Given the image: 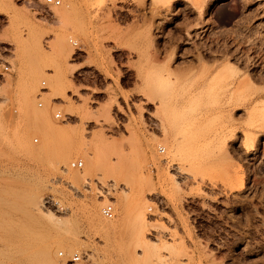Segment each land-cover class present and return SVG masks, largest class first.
I'll list each match as a JSON object with an SVG mask.
<instances>
[{"label":"rangeland","instance_id":"1","mask_svg":"<svg viewBox=\"0 0 264 264\" xmlns=\"http://www.w3.org/2000/svg\"><path fill=\"white\" fill-rule=\"evenodd\" d=\"M54 1L0 0V264H264L263 124L223 89L264 0Z\"/></svg>","mask_w":264,"mask_h":264},{"label":"bare ground","instance_id":"2","mask_svg":"<svg viewBox=\"0 0 264 264\" xmlns=\"http://www.w3.org/2000/svg\"><path fill=\"white\" fill-rule=\"evenodd\" d=\"M171 0H167V2H170ZM210 1L211 0H198V1H192L191 2V5L192 6H194L195 7V10H196V12H197V17H198V19H197V21H199L200 20V18L201 17H203V16H205L204 14L206 13L205 11H206V9H207V6H208V4H210ZM189 3H190V1H189ZM169 4V3H168ZM210 6V5H209ZM208 6V7H209ZM168 9H169V7H168ZM210 12V11H209ZM239 13V14H238ZM242 11L241 10H226V11H224V12H222L221 13V19H222V21H224V22H228V21H230V20H232L233 18H235V17H237V15L238 16H240V14L242 15ZM156 14V13H155ZM209 15V14H208ZM219 15V14H218ZM254 16L255 15H251V17L250 18H247V19H244V21L241 23V24H239V26H241V27H243V26H245V22H247L246 20H250L251 18H254ZM209 17V16H208ZM241 17V16H240ZM196 19V18H195ZM220 19V20H221ZM236 19V18H235ZM241 19V18H240ZM219 20V19H218ZM220 22V21H219ZM201 23V22H200ZM213 24V23H212ZM238 26V27H239ZM240 28V27H239ZM241 32H244V35H242V34H239V35H237V36H242V37H244V41H242V42H238V43H236V44H238V45H243V44H246L247 45V43H249V47H246L245 46V48H244V51H241V49L240 50H235V52L236 53H241V52H243V53H241L242 55L244 54L245 55V58H242V56H240V58H237L236 59V61H237V63H238V65L239 66H243L244 68H245V72L244 73H241V71H240V69H239V67H237V66H230V65H228V66H225L224 68H223V70H229L233 75H238L239 77L238 78H241L240 80H235V81H231V82H229L228 84H226L225 85V87H223V89L226 91V92H229L231 89H235V90H239V89H244V90H249V91H251V97L248 99V101H247V103L248 104H253L252 105V107H251V112H250V114H249V117H250V119H257L258 121H261L262 122V124H263V127H261L260 128V130H263L264 131V87H262V88H260L258 85H257V83L256 82H260V83H264V76H262V79H257V78H255V76H256V74L254 75V74H252L251 73V71H253L254 69L253 68H251V70H250V67H252L253 66V64H252V62H254V58H250L249 56V54H250V52H251V54H253V55H255V54H257V53H261L262 51H264V24H262L261 26H260V28L258 29V28H252V27H245V29L243 30V31H241ZM226 36L224 35L223 36V38H225ZM250 37H253V39H251ZM247 38V39H246ZM227 39V38H226ZM256 40V41H255ZM255 41V42H254ZM258 45L259 47V49H254V48H250V46H252V45ZM226 45V44H225ZM256 45V46H257ZM229 51L230 50H228V47L226 46L225 48H224V51H220V53H221V56L220 57H222V58H224V60H227L226 62L228 63V60H229V58L227 57L229 54ZM212 53V52H211ZM210 53V54H211ZM240 55V54H239ZM258 56H260L259 54H258ZM244 57V56H243ZM211 58V57H210ZM215 58V57H214ZM217 58H219V57H217ZM233 58H235V57H233ZM255 58H256V56H255ZM214 60V61H213ZM212 61L213 62H216V59H213ZM223 60V59H222ZM218 62V61H217ZM215 67H212V68H209L208 69V73L209 74H211V73H213V72H215L217 69H218V65H214ZM34 71H36V70H34ZM247 72V74H245ZM251 74H250V73ZM218 73V72H217ZM221 73H223L222 72V70L218 73L219 74V76H221ZM245 74V75H244ZM258 74V73H257ZM33 75H36V74H33ZM257 77V76H256ZM259 77H260V75H259ZM35 78V77H34ZM55 78H57L56 76H55ZM51 80V79H50ZM55 79H54V83H55ZM59 81V80H58ZM58 81H56V83L58 82ZM205 83V82H204ZM58 84V83H57ZM52 85V84H51ZM56 86V85H55ZM29 87V86H28ZM27 87V88H28ZM221 90V89H220ZM54 91V90H53ZM29 91H27L26 90V93H23L24 94V101H25V103L26 104H28V107H29V103H31L30 101H32L31 99L33 98V96H32V94H31V96H30V92L28 93ZM224 94H225V92H223ZM220 95V94H219ZM32 97V98H31ZM33 102V101H32ZM47 103H48V100L46 101ZM231 102V100H228V104ZM246 102V101H245ZM46 103V104H47ZM49 104V103H48ZM240 106V105H239ZM28 107H26L27 109H28ZM185 112V111H184ZM41 114H38V116H40ZM43 115V114H42ZM195 115V114H194ZM193 115V116H194ZM188 116H189V114H188ZM46 117V116H45ZM195 118V117H194ZM36 119H38V121H39V119L40 120H42L43 119V117H39V118H36ZM184 120V119H183ZM187 119H185V121H186ZM33 121H35V120H33ZM37 121V120H36ZM43 121V120H42ZM184 121V122H185ZM33 123V122H32ZM39 123H40V121H39ZM35 124V123H34ZM37 124V123H36ZM41 124H42V122H41ZM185 124V123H184ZM188 124V123H187ZM43 125V124H42ZM38 126V125H37ZM48 126V125H47ZM187 128V127H186ZM45 132H47V131H45ZM48 132L50 133V134H54L56 131L54 130V128H51L50 126H48ZM262 132V131H261ZM47 134V133H46ZM53 136V135H52ZM49 137V136H48ZM53 138V137H52ZM60 145V144H59ZM67 158H68V153L67 152H64V154L62 155V159L65 161V160H67ZM122 205H124L125 206V203H123ZM125 208V211H126V206L125 207H123V209ZM38 211V210H37ZM50 216L51 217H54V215H52V214H50ZM135 237H137L138 235L136 234H133ZM133 235H132V237H133ZM140 237V236H139ZM137 239H138V237H137ZM139 240V239H138ZM137 240V241H138ZM142 240V239H141ZM132 241H134V240H132ZM140 241V240H139ZM142 242V241H141ZM137 243V242H136ZM134 244V243H133ZM140 244V243H139ZM138 244V245H139ZM136 245V244H135ZM135 245H133L134 247H135ZM141 245V244H140ZM139 245V246H140ZM137 247V246H136ZM43 253H45V252H43L42 251V253L40 254L41 255V257L43 258V256L45 257L46 256V254H43ZM39 254V253H38ZM43 255V256H42ZM46 258V257H45ZM44 259V258H43Z\"/></svg>","mask_w":264,"mask_h":264},{"label":"built area","instance_id":"3","mask_svg":"<svg viewBox=\"0 0 264 264\" xmlns=\"http://www.w3.org/2000/svg\"><path fill=\"white\" fill-rule=\"evenodd\" d=\"M46 2L49 3V4H54L55 3L54 0H46ZM55 116H56V118H59L60 117L59 114H56ZM77 167L78 168H81L82 167V164L81 163H78L77 164ZM101 214L107 220H111L114 217L113 209H112L111 206H105V207H103L102 210H101ZM79 259H80V257L77 254H74L73 257H72V260L74 262L79 261Z\"/></svg>","mask_w":264,"mask_h":264}]
</instances>
